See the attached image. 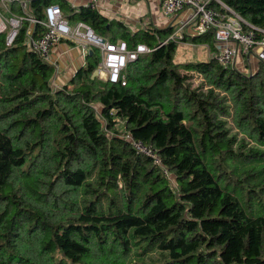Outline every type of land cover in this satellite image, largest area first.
<instances>
[{"label":"trees","instance_id":"1","mask_svg":"<svg viewBox=\"0 0 264 264\" xmlns=\"http://www.w3.org/2000/svg\"><path fill=\"white\" fill-rule=\"evenodd\" d=\"M220 1L264 30V0ZM51 3L71 9L31 0L33 15ZM74 18L154 50L123 85L94 76L93 48L55 88L25 28L11 48L0 36V264H264V62H176L179 44L212 46L213 32H134L91 8Z\"/></svg>","mask_w":264,"mask_h":264},{"label":"built area","instance_id":"2","mask_svg":"<svg viewBox=\"0 0 264 264\" xmlns=\"http://www.w3.org/2000/svg\"><path fill=\"white\" fill-rule=\"evenodd\" d=\"M60 1L69 4L70 13H65L59 3H51L43 7V17L41 18L33 15L30 8L31 0H0L2 6L9 11V16L0 13V36L4 37L5 47L15 46L21 30L25 28L24 44L27 50L54 67L51 83L58 88L61 85L57 83V77L62 70L58 61L53 58L54 48L61 42L71 43L80 47L81 55L85 60L90 51L97 48L101 52L102 59L94 76L101 80L113 83L121 82L125 85L124 71L127 66L136 62L141 55L149 54L154 49L144 43L131 47L123 39L116 42L105 39L106 41L102 43L101 39L103 38L97 35L87 23L77 19L75 27H72L70 21L76 19L74 17L82 8H91L99 12L100 5L126 0H88L79 6L72 4L71 0ZM158 1L165 16H173L188 10L187 17L180 22L179 28L175 30L171 39L182 38L189 27H193V30L198 34L211 30L215 45V51L211 56L220 65L234 67L239 51L264 62V30L246 23L224 2L216 0L224 9L221 11L210 5L212 0ZM244 23L249 26V29L243 27ZM85 63L86 61L82 66ZM125 137L131 141L137 152L152 158L156 165L162 167L164 174L170 176L167 169L162 166L155 149L133 140L129 135Z\"/></svg>","mask_w":264,"mask_h":264},{"label":"crops","instance_id":"3","mask_svg":"<svg viewBox=\"0 0 264 264\" xmlns=\"http://www.w3.org/2000/svg\"><path fill=\"white\" fill-rule=\"evenodd\" d=\"M87 1L88 0H71V3L79 6L86 3ZM99 12L110 20H118L123 22L129 30L134 32L139 29H145V27L154 30L165 29L167 27L175 28V26L177 24L179 25L180 22L183 21L188 15V10H185L173 16H165L158 0L116 1L112 2L111 4L100 5ZM146 22H148L150 27H144ZM188 43L190 44H187V42L182 44L192 45L195 47L202 46L206 48L208 50L207 58H210L212 53L215 51L214 40L212 41V46H210L208 43ZM81 54L80 47L68 42H61L54 48V60L58 61L59 64L63 61L64 65H68L67 68L64 67V72L57 77L58 84L64 85L69 82L74 76L75 72L86 61ZM236 61L237 67L245 73L257 69L260 62L256 57L240 51L236 57ZM178 62L182 63L189 61ZM70 68L72 72L74 71V73L70 72Z\"/></svg>","mask_w":264,"mask_h":264},{"label":"rangeland","instance_id":"4","mask_svg":"<svg viewBox=\"0 0 264 264\" xmlns=\"http://www.w3.org/2000/svg\"><path fill=\"white\" fill-rule=\"evenodd\" d=\"M0 13L1 14H4V15H7L9 16V11L6 9V7L2 6V4L0 3ZM66 13H70V10L67 9ZM77 19H74V20H71L70 21V25L72 27H75L76 23H77ZM148 22H146L144 24V27L145 26H149L147 24ZM150 27V26H149ZM179 28V25L177 24L174 28V31L177 30ZM190 30H193V27L190 28ZM102 38L106 39V40H110L111 39V36L109 34H106L104 36H102ZM187 44H190L187 42ZM207 53H208V50L202 46H199V47H195V46H192V45H183V44H180L178 47H177V50L175 52V55H174V59L176 62L178 61H205L207 60ZM245 62V61H244ZM245 64V63H244ZM60 66H61V70L62 72L59 74L61 75L65 68L68 67V65H64L63 61L62 63H60ZM235 67H237V61H235ZM65 67V68H64ZM238 68V67H237ZM239 69V68H238ZM240 70V69H239ZM241 71V70H240ZM70 72L71 73H74V71L72 72L71 68H70ZM243 72V71H242ZM245 73V72H244ZM246 73H249V72H246ZM58 75V76H59ZM101 80V79H100ZM103 80V79H102ZM105 81V80H103ZM202 82V77L201 76H198V74H194L193 75V85L194 86H197L199 85L200 83ZM58 83V82H57ZM62 86V85H61ZM54 87V86H53ZM55 88H58V87H55ZM119 128V127H118Z\"/></svg>","mask_w":264,"mask_h":264},{"label":"water","instance_id":"5","mask_svg":"<svg viewBox=\"0 0 264 264\" xmlns=\"http://www.w3.org/2000/svg\"><path fill=\"white\" fill-rule=\"evenodd\" d=\"M106 40L103 38L101 39V42L104 43ZM92 53V51H90V54Z\"/></svg>","mask_w":264,"mask_h":264}]
</instances>
